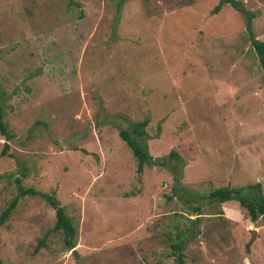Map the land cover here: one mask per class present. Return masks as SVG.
Masks as SVG:
<instances>
[{"label": "rangeland", "instance_id": "374dc122", "mask_svg": "<svg viewBox=\"0 0 264 264\" xmlns=\"http://www.w3.org/2000/svg\"><path fill=\"white\" fill-rule=\"evenodd\" d=\"M236 1L264 42V0ZM216 3L0 0V211L19 178L52 191L75 230L66 250L52 210L19 198L0 264H174L166 237L195 217L184 264H264L260 220L206 198L258 183L264 200V83L243 15ZM142 119L164 165L136 174L117 131Z\"/></svg>", "mask_w": 264, "mask_h": 264}, {"label": "trees", "instance_id": "16d2710c", "mask_svg": "<svg viewBox=\"0 0 264 264\" xmlns=\"http://www.w3.org/2000/svg\"><path fill=\"white\" fill-rule=\"evenodd\" d=\"M222 5H228L234 11L239 12L244 17V31L248 40L249 46L255 56L257 65L260 71L261 79L264 83V42L255 39L250 29V20L252 14L245 11L241 4L236 0H217L216 5L212 8V13H216ZM147 124L146 119H142L139 122L132 123L127 130H118L117 137L128 148L135 162V173L139 174L143 166H163L164 159L161 158L157 161L151 160L147 148H146V136L144 127ZM0 136L6 142L10 139V135L7 133L4 123L2 121V112L0 108ZM7 148L6 143H3L0 151V156L5 154ZM165 159H172L179 161L177 155L169 151ZM174 175L178 177L180 175L179 169L174 167ZM22 177V176H21ZM15 183V196L7 203L4 209L0 211V226L8 219L11 212L14 210L18 199L23 197H32L40 200L46 207L53 212V225L52 230L58 232L61 236L62 246L66 250H71L74 247L75 230L71 223V220L64 213L63 208L59 205L57 199L52 191L39 192L32 188H23L20 184L19 178L14 179ZM207 200L213 203L220 204L227 201H234L240 206L250 223H254L257 219L264 225V200L260 192V186L258 183L252 185H244L241 187H219L210 190L206 195ZM197 211V209H194ZM199 213H196L198 216ZM199 217L194 219H188L189 225L185 226L184 230L180 233H175L173 238L166 237L168 240L169 254L173 257L174 264L183 263V245L187 235H192L191 228L194 226V222ZM72 252V251H71Z\"/></svg>", "mask_w": 264, "mask_h": 264}, {"label": "water", "instance_id": "95a60500", "mask_svg": "<svg viewBox=\"0 0 264 264\" xmlns=\"http://www.w3.org/2000/svg\"><path fill=\"white\" fill-rule=\"evenodd\" d=\"M250 235L252 237L254 235V231H250Z\"/></svg>", "mask_w": 264, "mask_h": 264}]
</instances>
